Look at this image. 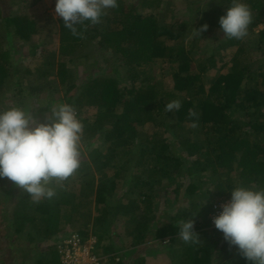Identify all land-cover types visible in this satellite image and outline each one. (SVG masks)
I'll return each instance as SVG.
<instances>
[{"label":"trees","instance_id":"1","mask_svg":"<svg viewBox=\"0 0 264 264\" xmlns=\"http://www.w3.org/2000/svg\"><path fill=\"white\" fill-rule=\"evenodd\" d=\"M23 1L31 9L42 0ZM161 1L117 0L118 7L106 10L99 23L77 25L79 35L59 19L61 59L56 60L52 49L41 66L31 69L16 60L15 41L31 44L29 52L35 57L40 47L35 38L43 29L40 17L24 5L17 13L6 12L7 0H0V108L20 107L38 98L45 99L39 109L45 113L68 103L83 124L80 167L60 184L50 182L56 193L53 198L36 203L13 183L5 192L7 200L13 198L8 201L13 208L10 214L2 210L3 222L15 232L0 238L5 247L21 240L22 233L31 243L38 238L49 242L68 229L76 230L86 242L97 236L89 231L91 218L95 225L105 226L106 233L122 219L124 233L133 235L137 243L146 239L171 243L180 239V224L193 219L200 240L184 242L182 264H248L221 232L211 229L210 215L215 202L222 196L229 200L237 186L264 189V27L259 28L264 25V0H244L252 21L243 39L224 36L219 24L233 0H218L219 7L204 12L197 27L201 5L193 11L189 8L188 18L167 20L160 11ZM152 7L157 11L143 12ZM215 16L218 21L212 19ZM205 23L209 27L199 35L197 28ZM249 41L256 47L252 49ZM6 42L9 46L3 49ZM233 47L230 62H224L226 51ZM253 51L262 54L260 59L253 58ZM78 57L92 60L85 63L87 72L82 75L75 65ZM218 59L224 62L225 72L204 80ZM164 66L170 77L158 79L146 70ZM34 72L41 82H28L26 87L25 77ZM172 101L180 102L179 110H166ZM132 154L137 157L133 167L129 158L124 159ZM204 173L213 181V190L206 193L216 196L213 202L202 200L199 178ZM166 183L170 187L161 195ZM124 186L128 190L119 194ZM170 191L188 205L159 214L157 198L160 195L168 202ZM128 217L131 223L126 222ZM117 230L110 232L111 245L102 244L101 233L90 250L112 251ZM217 250L219 255L213 258ZM29 253L35 255L33 250ZM28 257L32 256L24 255ZM35 261L63 264L53 243ZM22 263L27 264L25 259ZM131 263L145 264L146 259ZM112 264L126 262L120 259Z\"/></svg>","mask_w":264,"mask_h":264},{"label":"clouds","instance_id":"2","mask_svg":"<svg viewBox=\"0 0 264 264\" xmlns=\"http://www.w3.org/2000/svg\"><path fill=\"white\" fill-rule=\"evenodd\" d=\"M116 7L117 0H55L56 16L73 35H79L77 25L97 24L106 10ZM251 21L244 0H233L219 18L224 36L230 39L247 36ZM208 27L201 25L198 34ZM180 107L179 101H172L166 110ZM82 133L83 124L68 103L53 108L46 122L21 107L0 108V179L7 178L36 203L53 198L56 193L50 182L65 180L80 167ZM230 192L213 224L248 264H264V189L237 186ZM179 237L185 243L199 242L193 219L180 224Z\"/></svg>","mask_w":264,"mask_h":264},{"label":"rangeland","instance_id":"3","mask_svg":"<svg viewBox=\"0 0 264 264\" xmlns=\"http://www.w3.org/2000/svg\"><path fill=\"white\" fill-rule=\"evenodd\" d=\"M136 0H129V3L132 2V4L135 2ZM218 0H162L161 2V9L160 11H162L163 13H165L166 15V19L170 20L172 18V16H175V18H177V20L182 19V18H188L190 12L188 11V9L190 8L192 11L195 10L196 6L195 5H201V12H199L198 15V20L195 21L196 24L195 26H199L198 24L200 23V21L203 18L204 12H209L212 11L215 7H219V5L217 4ZM7 5L8 8H4L6 12H10V13H17L19 7L21 8V6L26 9L27 6V2L23 1V0H7ZM171 4V6H170ZM24 5V6H23ZM195 6V7H194ZM22 10V8L20 9ZM27 12H29L31 15H39L40 18L39 19V24L40 26L43 28L42 29V33L38 36H36L35 38V43H37V45H39V50L37 52V55L31 56L29 49L32 47L31 44L25 43L23 44V42H21L20 40H16L15 41V53L14 56L17 58L16 60H20L19 62H21L22 66H25L27 64L31 65V69H35L36 66H41V63L44 62V57L52 51V49L57 52L56 53V60L61 59V55L59 52V46H60V35H59V24H58V20L60 19L59 17L56 16L55 14V0H42L41 2H39V4H36L34 6L31 7V9L27 8L26 9ZM156 12L157 10L152 7V8H147L146 10H144V13H148V12ZM47 14V15H45ZM44 16V17H43ZM46 17V18H45ZM45 18V19H44ZM214 21H218L217 17H213L212 18ZM264 27V25L260 26L259 28ZM215 28V27H214ZM3 31V29H2ZM221 33V32H220ZM8 42H6L3 46V49H7L8 48ZM249 46L253 49L254 47H256V44L253 43V41H249ZM43 49V50H42ZM91 50L93 49H89L88 54H92ZM234 50H236L235 47L233 48H229L226 51V58L224 59V62L231 60L232 55L234 53ZM86 51V52H87ZM90 51V52H89ZM29 52V53H28ZM252 52V51H251ZM254 53H251V55L253 56V58L258 57V59H260L261 55L260 53H256L255 51H253ZM98 53V52H97ZM206 51H203L201 54H205ZM94 54V53H93ZM45 55V56H44ZM81 55V54H80ZM97 55V54H96ZM13 56V57H14ZM98 56V55H97ZM95 57V56H94ZM20 58V59H19ZM15 60V58H14ZM15 60V61H16ZM31 61V62H30ZM92 60H88V59H84V58H76L75 59V65L78 67V73L79 75L84 74L85 72H87L86 68V64L87 62L90 63ZM222 61H220L218 59V65L215 69L213 68H208V70L206 71V73L204 74V80H214L220 73L225 72L226 67L223 69L221 68V66L223 65ZM86 63V64H85ZM74 64H72V67L75 66ZM230 65V64H229ZM228 65V66H229ZM168 67L164 66L161 69H156V68H152V67H148L146 68V70L148 71V73L150 74H157L158 79H161L162 76H166V77H170L168 74ZM228 69V68H227ZM166 71V73H165ZM159 74V75H158ZM37 72H34L32 75L25 77L26 81H24V84H26L25 86L28 87V82H32V83H36L37 82H41V80L39 79V77L37 76ZM165 77V78H166ZM61 91L58 93V95H61ZM11 96V95H9ZM7 100L13 101L11 98H8ZM14 98V96L12 97ZM38 98L33 100H29V102L27 104L24 105H20L21 108H24L26 110H28L30 113L35 114L34 117L38 118L36 120L40 121V122H46L48 120V118L51 116V111H47L45 113L40 112L39 109L40 107L43 105V99L39 100L38 102ZM33 101V102H32ZM16 102V100L14 101ZM38 102V104H37ZM171 130L173 131V129L171 128ZM168 137L171 140H174L172 137V135H168ZM203 137V135H202ZM133 155V154H132ZM129 158V160L127 161V159ZM124 159H126V161L128 162V164L133 167V161L135 159H137V157L135 156V154L132 157H125ZM132 160V161H131ZM125 161V160H124ZM123 161V162H124ZM114 173V169L110 171L109 176H113ZM205 176H207V173H204L202 175V178H199V181L203 180V202L208 203V202H213L216 198L215 195L212 194H206L209 190H213V181H211L210 179L206 178ZM188 183V181H186ZM13 182H11L10 180H8L7 178H3L0 181V238L2 236L6 237H11L14 236L15 232L13 230L12 227L8 226L7 222H3L4 216H3V209L5 213H12L11 208H13V204H8V201L12 200H7V198L5 197V192L10 188L11 184ZM54 183H58L60 184L61 181L58 180H54ZM170 184L166 183V185H163L161 189V195L163 194V190L169 188ZM15 187L17 189L18 188L16 185ZM175 186H172L171 188H174ZM16 189L15 192H17L18 190ZM128 190V186H124L122 190H120L119 194H121L122 192H126ZM156 190L158 191V188L156 187ZM172 190V189H169ZM171 193L168 195L170 197H168V202H165L164 199L162 198V196L159 195V197L157 198V204L159 206V214H167L169 211H171L172 213L175 212L180 206H187L188 202H183L178 196H176V194L172 193V191H170ZM130 196L134 197V193H131ZM17 197V194H16ZM223 197V196H222ZM15 199V198H14ZM33 201V199H32ZM96 208L94 207V217L96 216L95 212ZM9 216V215H8ZM127 223H131L132 220L131 218H127L126 220ZM124 221L121 219V221L112 224V227H110L107 231V233L105 231H103L105 229V226H100V225H95L94 223V218H91V222H90V226H89V231L92 232H96L97 236L102 233L103 234V238H102V244L106 247L109 243L110 245L112 244L111 242H109V237H110V232L113 229L118 228L117 230V234L118 236L114 235V241L116 242V247H112L113 250L115 251H110L104 254H100L99 251L98 253H95L93 251H90V245H95L94 242H96L97 238L96 237H89L86 241L87 244H89V246L87 244L83 245V248L86 247L88 250L84 251V249L81 248H77L76 250V257L79 258L80 261H82V263H84V261L86 259L84 258H89V254L88 253H93L97 258H98V262L100 261L99 264H112V261H118L120 259L125 260L126 264H132L131 262H134L135 260H138L140 257L141 258H145L146 259V263L145 264H182V259H183V244L184 241L182 239H179L175 242H166L163 241L164 243H160L158 242V240L154 241V240H150V239H146L144 242H140L137 243L136 240H134V236L133 235H128V233H124ZM66 231V232H65ZM62 233H60L58 236H54L52 241H43L42 238H38L37 241H33L32 243L29 242V238L27 237V233H22L21 235V240L17 241H11V243L5 247V243L2 242V240L0 239V264H25L22 263V261L25 259L27 264H36L35 260L39 257V255L46 249L48 244H55L57 246V248H59V245L61 244L60 242L62 241V244L65 241H69V240H74L78 237V235L76 234V230H72V229H68L65 230ZM123 232V234H122ZM9 237V238H10ZM14 239V238H13ZM12 239V240H13ZM111 240V239H110ZM13 242V243H12ZM89 242V243H88ZM37 244H39V247H37ZM116 248H118V250H116ZM29 250H33L35 252V255H31L29 253ZM24 255H30L32 257H28L29 260H27L26 258H24ZM219 255V250H217L216 254L213 256V258H216ZM73 256V255H72ZM93 258V257H92ZM65 260L67 258H64ZM63 263V262H62Z\"/></svg>","mask_w":264,"mask_h":264},{"label":"built area","instance_id":"4","mask_svg":"<svg viewBox=\"0 0 264 264\" xmlns=\"http://www.w3.org/2000/svg\"><path fill=\"white\" fill-rule=\"evenodd\" d=\"M227 201H228V199L221 197V198H219V200H217L215 202L214 207H213V211L210 215L211 229H216L214 224H213V217L219 213V211L221 210V205ZM60 243L61 244L59 245V252L61 254V260H62L63 264H99L100 263V261L98 262V258L93 253H88L90 256H89V258H84V259H86L84 261V263H82V261H80L79 258L76 257L77 248L84 249V251L88 250L86 247L83 248V245L87 244V241L83 242L82 239L79 237V235L73 241L72 240L65 241L63 244L61 241ZM88 252H89V250H88ZM64 258H67V259L65 260Z\"/></svg>","mask_w":264,"mask_h":264}]
</instances>
